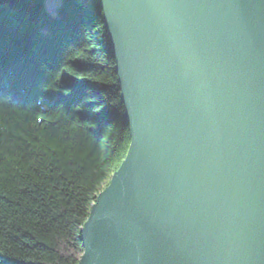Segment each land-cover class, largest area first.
I'll use <instances>...</instances> for the list:
<instances>
[{
  "label": "water",
  "instance_id": "obj_1",
  "mask_svg": "<svg viewBox=\"0 0 264 264\" xmlns=\"http://www.w3.org/2000/svg\"><path fill=\"white\" fill-rule=\"evenodd\" d=\"M85 1L130 145L78 264H264V0Z\"/></svg>",
  "mask_w": 264,
  "mask_h": 264
},
{
  "label": "trees",
  "instance_id": "obj_2",
  "mask_svg": "<svg viewBox=\"0 0 264 264\" xmlns=\"http://www.w3.org/2000/svg\"><path fill=\"white\" fill-rule=\"evenodd\" d=\"M99 5L0 0V264H78L130 145Z\"/></svg>",
  "mask_w": 264,
  "mask_h": 264
},
{
  "label": "rangeland",
  "instance_id": "obj_3",
  "mask_svg": "<svg viewBox=\"0 0 264 264\" xmlns=\"http://www.w3.org/2000/svg\"><path fill=\"white\" fill-rule=\"evenodd\" d=\"M60 0H45V5L47 9L52 11L53 13L57 12V5L59 4Z\"/></svg>",
  "mask_w": 264,
  "mask_h": 264
}]
</instances>
